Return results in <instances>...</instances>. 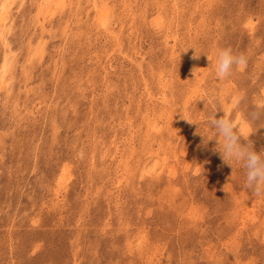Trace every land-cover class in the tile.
Instances as JSON below:
<instances>
[{
  "label": "rangeland",
  "instance_id": "rangeland-1",
  "mask_svg": "<svg viewBox=\"0 0 264 264\" xmlns=\"http://www.w3.org/2000/svg\"><path fill=\"white\" fill-rule=\"evenodd\" d=\"M261 109L264 0H0V264H264Z\"/></svg>",
  "mask_w": 264,
  "mask_h": 264
},
{
  "label": "clouds",
  "instance_id": "clouds-1",
  "mask_svg": "<svg viewBox=\"0 0 264 264\" xmlns=\"http://www.w3.org/2000/svg\"><path fill=\"white\" fill-rule=\"evenodd\" d=\"M200 54H196L195 50L193 59L198 60ZM247 59V56L243 53L236 54L231 48H223L217 51L214 61L210 59L209 61L214 64L216 78L223 81L230 77L234 68L245 67ZM200 99L207 101V97ZM261 118H264V109L252 113L253 120ZM186 119L190 123H196L191 119ZM207 124L215 129L216 135L220 137V139H217L218 150L223 161L231 166L233 163H239L244 170V187L251 190L257 197L264 196V151L257 152L254 150L252 142L247 140L248 136L242 135L239 126L226 114L216 118L214 113L207 120ZM242 140L247 142H242Z\"/></svg>",
  "mask_w": 264,
  "mask_h": 264
}]
</instances>
